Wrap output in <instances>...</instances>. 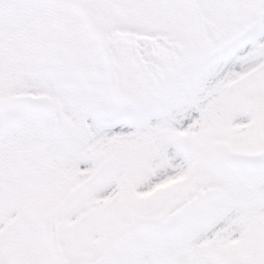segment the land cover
I'll list each match as a JSON object with an SVG mask.
<instances>
[{
  "label": "snow or ice",
  "instance_id": "obj_1",
  "mask_svg": "<svg viewBox=\"0 0 264 264\" xmlns=\"http://www.w3.org/2000/svg\"><path fill=\"white\" fill-rule=\"evenodd\" d=\"M0 264H264V0H0Z\"/></svg>",
  "mask_w": 264,
  "mask_h": 264
}]
</instances>
